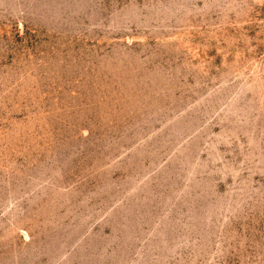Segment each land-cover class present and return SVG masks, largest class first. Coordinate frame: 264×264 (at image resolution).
<instances>
[{
    "label": "rangeland",
    "instance_id": "1",
    "mask_svg": "<svg viewBox=\"0 0 264 264\" xmlns=\"http://www.w3.org/2000/svg\"><path fill=\"white\" fill-rule=\"evenodd\" d=\"M0 264H264V0H0Z\"/></svg>",
    "mask_w": 264,
    "mask_h": 264
}]
</instances>
